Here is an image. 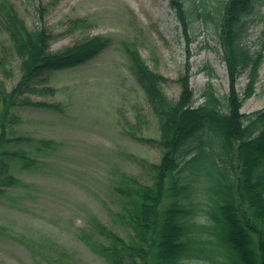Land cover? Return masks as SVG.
<instances>
[{
    "label": "rangeland",
    "instance_id": "374dc122",
    "mask_svg": "<svg viewBox=\"0 0 264 264\" xmlns=\"http://www.w3.org/2000/svg\"><path fill=\"white\" fill-rule=\"evenodd\" d=\"M7 1L29 29L43 27L54 36L51 53L93 36L108 38L111 44L95 59L48 73L34 85L54 93L26 95L35 102L58 103L62 112L16 110L20 123L12 135L53 144L40 152L36 143L15 146L29 152L39 164L30 171L15 167L13 174L21 186L0 195V264H54L61 255L66 264H107L87 248L83 236L91 231L92 222L99 221L126 238L113 215L119 208L115 188L122 175L146 182L149 175L144 164H156L161 157L155 144L129 137L158 140L159 122L130 71L124 46L132 45L145 65L166 79L161 89L171 102L179 99L178 79L187 66L193 105L203 102L210 86L224 103L228 70L216 27L190 13L187 40L169 0ZM206 2L211 7L216 3ZM191 4L197 13L202 12L201 0L185 1V6ZM79 20L83 27L75 24ZM245 20L242 44L255 56L262 52L264 0H255ZM0 59L6 66V73L0 66V79L10 90L18 81L20 61L1 29ZM250 70L236 79L240 97ZM253 90L240 109L244 114L264 108V60Z\"/></svg>",
    "mask_w": 264,
    "mask_h": 264
},
{
    "label": "trees",
    "instance_id": "16d2710c",
    "mask_svg": "<svg viewBox=\"0 0 264 264\" xmlns=\"http://www.w3.org/2000/svg\"><path fill=\"white\" fill-rule=\"evenodd\" d=\"M186 0H169L183 37L190 34L189 14L214 23L223 60L227 65L229 91L224 103L215 90L203 94L193 105V90L186 66L178 79L181 94L176 103L164 95L166 79L152 72L132 45H125L130 71L159 122L158 140L129 137L161 150L156 164H144L149 178L141 182L122 175L115 194L118 212L113 214L126 238L103 223L92 222L84 244L107 264H264V108L244 114V101L253 94L256 75L264 60V38L255 56L242 44L246 16L255 0H201L197 13ZM83 27V21H76ZM0 29L12 54L20 61V75L8 90L0 79V195L21 186L15 167L30 171L38 160L15 146L36 143L37 151L49 150L53 142L14 136L20 123L16 110L43 109L62 112L58 103L35 102L27 94L54 93L35 89L53 71L74 68L98 57L110 39L93 36L51 53L54 36L43 27L29 29L14 7L0 1ZM264 36V32H263ZM0 66L6 73L0 59ZM251 68L240 97L235 89L239 74ZM211 79L214 75L210 76ZM224 107V112L221 107ZM54 264H66L63 255Z\"/></svg>",
    "mask_w": 264,
    "mask_h": 264
}]
</instances>
